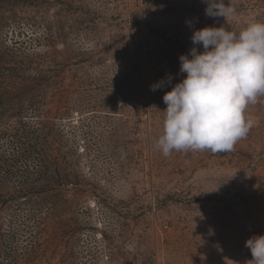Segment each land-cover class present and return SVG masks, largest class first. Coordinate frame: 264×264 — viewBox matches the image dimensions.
<instances>
[{"label": "rangeland", "instance_id": "obj_1", "mask_svg": "<svg viewBox=\"0 0 264 264\" xmlns=\"http://www.w3.org/2000/svg\"><path fill=\"white\" fill-rule=\"evenodd\" d=\"M225 3L235 16L202 0H0V264H248L264 96L231 152L155 147L193 29L264 22V0Z\"/></svg>", "mask_w": 264, "mask_h": 264}, {"label": "clouds", "instance_id": "obj_2", "mask_svg": "<svg viewBox=\"0 0 264 264\" xmlns=\"http://www.w3.org/2000/svg\"><path fill=\"white\" fill-rule=\"evenodd\" d=\"M202 2L207 17L237 14L225 0ZM187 23L191 27L192 22ZM190 40L188 54L179 56L183 78L162 97L166 108L155 147L165 157L173 151H233L253 126L246 116L248 106L264 96V22H250L238 32L205 26L193 29ZM172 79L168 74L150 89L156 91ZM244 243L252 257L248 264H264V234L252 235Z\"/></svg>", "mask_w": 264, "mask_h": 264}, {"label": "trees", "instance_id": "obj_3", "mask_svg": "<svg viewBox=\"0 0 264 264\" xmlns=\"http://www.w3.org/2000/svg\"><path fill=\"white\" fill-rule=\"evenodd\" d=\"M29 144L31 145V148H32V150H37V145L35 144V142H31V141H29ZM39 149V148H38ZM41 159V158H40ZM44 162H45V160H43ZM44 164V163H43ZM42 164V161H41V165H42V171H40L39 172V174L41 175V177H43V178H45V174H46V172H44V171H46L45 170V167H44V165ZM53 176H54V174H53ZM43 178L41 179V181L39 180V181H37V183H40L41 185V188L42 187H45V185H47L48 183H50L51 181H52V179L51 180H49V182H42V180H43ZM42 182V183H41ZM32 185L33 186H35V183H32ZM43 189V188H42ZM34 213V212H33ZM29 215V217H33V220H31L30 222H35V219H34V216H35V214H31V213H29L28 214ZM34 215V216H33ZM31 256H28V258H30Z\"/></svg>", "mask_w": 264, "mask_h": 264}]
</instances>
